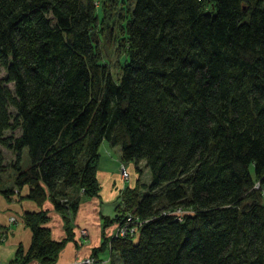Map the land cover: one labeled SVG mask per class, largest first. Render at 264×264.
Here are the masks:
<instances>
[{"label": "trees", "instance_id": "trees-1", "mask_svg": "<svg viewBox=\"0 0 264 264\" xmlns=\"http://www.w3.org/2000/svg\"><path fill=\"white\" fill-rule=\"evenodd\" d=\"M93 2L0 0V146L14 155L6 165L0 149V193L49 198L66 232L53 239L45 210L24 212L30 243L7 264L55 263L79 200L98 195L104 141L138 177L102 217L116 228L92 258L264 264V0Z\"/></svg>", "mask_w": 264, "mask_h": 264}, {"label": "crops", "instance_id": "crops-1", "mask_svg": "<svg viewBox=\"0 0 264 264\" xmlns=\"http://www.w3.org/2000/svg\"><path fill=\"white\" fill-rule=\"evenodd\" d=\"M107 143L106 141H104ZM102 142V144L104 143ZM101 144V145H102ZM108 144V143H107ZM104 153L106 159L111 162L108 165L101 166L100 151L97 165L96 177L99 183L98 195L92 197H82L79 200L78 208L71 219L73 236L66 241L65 245L58 252L54 264H94L97 261H109V250L98 251L95 259L84 261L87 257H92L91 250L100 244L102 236L109 238L116 228V222L113 221L104 227L102 226V217H113L116 214V197L126 186L132 187L138 177L134 165H130V178L123 179L120 176V147L112 146L111 151L106 145ZM141 171L144 170V161L138 163ZM142 173L139 176L141 179ZM12 180L4 187H9ZM24 188L20 195L25 194ZM71 197H77L78 191L74 188L68 190ZM45 210L48 220L44 223L53 239H61L65 236V227L62 214L54 209L49 198L37 205L33 201L20 197L13 193L9 198H5L0 193V225L5 230L3 239L0 241V264H7L13 257L17 246L20 244L26 249L31 239V231L22 220L23 213L28 211ZM84 227L87 230V236L80 235L78 229ZM26 264H39L37 259H30Z\"/></svg>", "mask_w": 264, "mask_h": 264}, {"label": "rangeland", "instance_id": "rangeland-1", "mask_svg": "<svg viewBox=\"0 0 264 264\" xmlns=\"http://www.w3.org/2000/svg\"><path fill=\"white\" fill-rule=\"evenodd\" d=\"M133 1L134 0H128V3L131 4ZM93 3H94V6L99 5V0H94ZM97 11H98V13H101L100 9H98V8H97ZM121 12H123V10L118 9V7L115 6V9L112 10L111 19H113V18L115 19V15L116 14H121ZM110 23H113L112 24L113 27H116V25H117V21L116 20H113ZM104 53H105V57H106L105 59H107L109 61V66H110V70H111L112 74L114 76H116L118 74V72H119V66L117 64L118 51L116 50L115 44H112V46L108 47L107 49L104 48ZM0 76H2V77L4 76V70L3 69L0 70ZM8 86L12 89V84L11 83H9ZM10 111L12 113H14V109L12 107H10ZM18 132H19L18 130H15L14 131V134H18ZM10 133H11V131L6 130L4 132V135L10 134ZM103 145H106L113 152V150L111 148L112 146H110L109 144H107V143L104 142L100 146V148H99V151H100V164H101V166H105L106 163H108L107 166H109V164L111 162H109L106 159V156H105V153H104V146ZM0 149H1V151L3 153V156H4V164L8 165L9 162L13 160L14 155H13V153L11 151L6 150V149H4L1 146H0ZM20 164H21L22 167H26L29 164V159H28L27 151H26L25 148H23L22 151H21ZM143 169L144 170L141 171V173H142L141 180L143 182H147L148 183L150 181V171L146 167H144ZM129 172H131L130 165H129ZM12 173H13V171L9 170V168L7 167L6 170H5V173L3 174V178H4V181H5V183H3V184L10 183V181H11V176L10 175H12ZM82 228H84V227H80L78 229V231L80 229H82ZM80 235H82V234H80ZM82 236H84V237L87 236V230H86V234H84ZM114 263L115 264H118L117 259H114ZM94 264H109V261H106L105 263L103 261L102 262L101 261H97Z\"/></svg>", "mask_w": 264, "mask_h": 264}, {"label": "built area", "instance_id": "built-area-1", "mask_svg": "<svg viewBox=\"0 0 264 264\" xmlns=\"http://www.w3.org/2000/svg\"><path fill=\"white\" fill-rule=\"evenodd\" d=\"M119 170H120V176L123 178V179H128L129 178V172H128V168H127V165L123 162H121L119 164ZM262 194L264 196V190H262ZM133 229V227L131 228ZM80 234L84 235L86 234V229L85 228H82L79 230ZM120 233H123L124 232V229L123 228H120ZM92 260V257H87L84 259V261L88 262V261H91Z\"/></svg>", "mask_w": 264, "mask_h": 264}]
</instances>
